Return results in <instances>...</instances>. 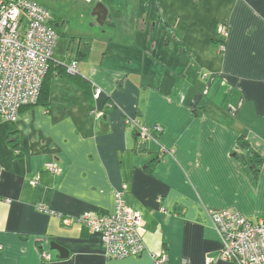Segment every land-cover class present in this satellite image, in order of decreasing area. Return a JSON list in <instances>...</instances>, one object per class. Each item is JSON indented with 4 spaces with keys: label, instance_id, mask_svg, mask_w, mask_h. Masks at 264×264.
<instances>
[{
    "label": "crops",
    "instance_id": "obj_1",
    "mask_svg": "<svg viewBox=\"0 0 264 264\" xmlns=\"http://www.w3.org/2000/svg\"><path fill=\"white\" fill-rule=\"evenodd\" d=\"M98 1L92 13L103 34L81 36L75 50L58 39L52 60H75L101 96L90 101L83 87L54 74L46 106L25 107L14 122L0 118V264H153L149 253L162 251L167 264H236L218 258L208 212L264 216V0H129L136 10L125 31L115 28L123 1L116 10ZM95 37L104 39L97 49ZM125 116L161 126L150 130L146 152ZM240 136L262 159L255 183L235 159ZM152 150L160 157L146 170ZM125 179L123 199L143 222L146 249L137 256L107 259L98 233L36 208L111 212Z\"/></svg>",
    "mask_w": 264,
    "mask_h": 264
},
{
    "label": "built area",
    "instance_id": "obj_2",
    "mask_svg": "<svg viewBox=\"0 0 264 264\" xmlns=\"http://www.w3.org/2000/svg\"><path fill=\"white\" fill-rule=\"evenodd\" d=\"M51 21L50 10L34 0H0V118L4 121H16L21 108L35 104L39 97L58 39ZM218 31L223 39L227 37L225 25H220ZM219 49L224 50L223 43ZM60 65L67 73L78 74L75 60ZM101 94L102 90L94 87L93 99L97 100ZM96 115L100 117L101 113ZM124 121L134 125L142 139L152 138L151 129L158 133L162 131L158 124L149 129L128 116ZM45 169L53 174L61 173V168L54 162L45 163ZM125 189L123 184L122 189L115 192L114 208L107 213L85 211L73 216L52 212L42 204L36 208L55 214L64 226L77 222L89 232L98 233L107 259L137 256L146 249L143 222L140 213L126 205ZM208 215L219 236V259L236 264H264V216L252 222L240 212L229 209L212 210ZM149 256L153 264H167L164 251L158 255L149 253ZM39 257L45 262L51 260L48 249L41 248ZM207 264H213L212 259L209 258Z\"/></svg>",
    "mask_w": 264,
    "mask_h": 264
},
{
    "label": "rangeland",
    "instance_id": "obj_3",
    "mask_svg": "<svg viewBox=\"0 0 264 264\" xmlns=\"http://www.w3.org/2000/svg\"><path fill=\"white\" fill-rule=\"evenodd\" d=\"M34 1L47 7L55 18L67 19L68 21L67 34L60 36L58 38L59 46L61 43H66L67 45H69L70 48L75 50L81 36L82 37L83 35L90 36V34L94 35V33L100 34V36L103 34L100 33V28H99L100 25L98 24V20L93 18L94 16L92 13L94 6L97 4V2H99L98 0H92V2L89 3L86 2L85 0H34ZM122 1L126 6L122 3ZM132 1L135 2V0ZM128 3L129 0H110L109 6L111 10H116L117 7L123 4L122 5V9L124 11L123 18L121 22H119V20L118 21L116 20L117 21L115 27L116 30L125 31V29L129 28L131 24V15L136 10V7L134 6L133 3L132 5ZM119 8H121V6ZM143 15L144 13L141 14V18ZM90 21L94 22V25L91 28L88 25ZM91 29H93V31H90ZM95 38L96 39H94V41H95L96 49L97 47L103 46L104 39L103 38L100 39L98 37ZM114 40L117 43L119 42L124 43V40L121 38H115ZM129 40H132V38ZM85 42L87 41L81 40L79 45L82 46ZM65 63H67V61H65Z\"/></svg>",
    "mask_w": 264,
    "mask_h": 264
},
{
    "label": "trees",
    "instance_id": "obj_4",
    "mask_svg": "<svg viewBox=\"0 0 264 264\" xmlns=\"http://www.w3.org/2000/svg\"><path fill=\"white\" fill-rule=\"evenodd\" d=\"M64 20H66V19H64ZM62 21L63 20L55 18L52 15L51 23H52L53 28L55 29V31L58 34V38L60 36H63V34H65L62 32V30H60V27L63 25ZM79 54H81V53L79 52ZM54 74H59L62 76L69 77L73 82L77 83L79 86L84 88L85 96L87 99H89L90 101L93 100V89H94V87L89 85L84 79L80 78L79 74L71 75V74L66 72V69L64 66H62L60 64H56L53 62V60H51L49 63V68H48V70H47V72L43 78V81H42L39 97H38L36 103L33 105H43V106L47 105L48 95H49V82H50L51 76H53ZM29 106H32V105H29ZM29 106H25V107H29ZM25 107H23V108H25ZM23 108H21V110ZM99 119L101 120V118H99ZM135 119H137V118H135ZM127 125H129L130 127H132L134 129V131L136 132V134L138 136L139 144H144L143 152H146L147 151L146 145H147L148 141H150L151 139H142L139 135L138 129L134 125H132V124H127ZM102 129L104 130L105 127L102 126L101 130ZM9 142H11V143L17 142V138H16L15 134L13 136H11V138H9ZM235 147L237 148V151H235V159L237 160L238 165L241 168H245L246 173L249 177V180L251 181V183H255L257 181V178H258L261 166H262L261 157L256 153L253 146L242 136H240L239 139L237 140ZM151 153H152L151 158L149 159V162L147 163L146 168H145L146 170L150 169L151 163H153L159 159L161 152L159 150H155V151L152 150ZM123 184L126 185V189H125V192H126L128 189V185H129L128 180L127 179L123 180Z\"/></svg>",
    "mask_w": 264,
    "mask_h": 264
},
{
    "label": "water",
    "instance_id": "obj_5",
    "mask_svg": "<svg viewBox=\"0 0 264 264\" xmlns=\"http://www.w3.org/2000/svg\"><path fill=\"white\" fill-rule=\"evenodd\" d=\"M144 148V144L141 147V150ZM49 247L51 250H56L59 254L60 258H65L68 256V251L63 246L59 245L58 243L51 241L49 243Z\"/></svg>",
    "mask_w": 264,
    "mask_h": 264
}]
</instances>
